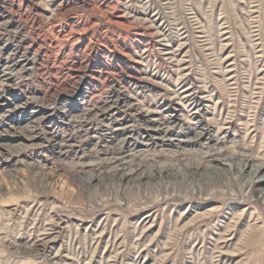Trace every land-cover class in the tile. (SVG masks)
<instances>
[{"label":"rangeland","instance_id":"rangeland-1","mask_svg":"<svg viewBox=\"0 0 264 264\" xmlns=\"http://www.w3.org/2000/svg\"><path fill=\"white\" fill-rule=\"evenodd\" d=\"M182 87L209 133L229 114L223 157L259 145L244 122L264 125V0H0V264H212V239L164 243L178 211L189 221L221 204L161 206V174H142L144 155L175 148L151 136L189 127ZM242 251L221 264H264V250Z\"/></svg>","mask_w":264,"mask_h":264},{"label":"bare ground","instance_id":"bare-ground-1","mask_svg":"<svg viewBox=\"0 0 264 264\" xmlns=\"http://www.w3.org/2000/svg\"><path fill=\"white\" fill-rule=\"evenodd\" d=\"M168 54L170 55L171 53L169 52ZM226 73L227 72H223V76ZM188 75H181L179 80L181 81ZM253 79L251 78V81ZM229 80H232L231 77L226 81ZM258 81L259 80L257 79L255 81L253 80V88L263 89V86H259L261 83ZM190 90V87H182L181 93L183 94V97L180 98V102L184 104L186 114L188 115L186 123L189 124V127L180 128L181 131L178 130L176 132L178 135L177 140L169 139L165 136H151L152 140H160L161 143H169L174 145L175 148L172 150L171 154H167L165 149H161L160 151L162 155H158V157H162L163 159L160 161L152 160L148 162L151 158L150 156L153 155H144L143 159L146 168H144L142 174L146 176L147 172L150 173L149 171H155V173L157 172L158 174H161L159 187L162 192L161 197L157 199V203L161 206L169 200L175 201V203L177 202V205L180 207L186 205L189 207L195 201L196 205L193 206L192 204L189 211L196 208H203L216 202L220 203L221 206L196 213L191 220L197 222L194 224L183 225L182 227H179V221H185L188 216H186L184 212L178 211L180 214L178 222L175 223L174 230L172 231L173 233L166 239L164 245L167 247L171 240L178 237V239H176V245L182 246L183 238L186 237V239H188V244L193 248L201 246L205 249L206 243L208 244V242H200L199 240L201 237L204 241L212 239L211 254L209 255V260L212 264H221L225 262V260H236L241 256L244 248H250L253 250L254 254H259L258 256H261L264 250V203L259 204L258 202L260 200L258 198L264 199V125L258 127L257 124H255V118L254 120H245V138L251 134L252 129L258 128V132L261 131V137L258 136V139L260 140L259 145H257L256 148H253L254 150L245 147V151L243 152L234 151L231 156L228 155V158H226L227 156L223 157L222 152L226 151L228 148L227 146H224V144L228 142V139L226 135H220L226 130L225 129L221 132L224 125L229 122V114L225 113L222 109V120L218 119V121H214L218 127L216 133H209L204 127H200L199 121L196 123L192 121L190 115H194V113L199 114V107L198 104H196L197 97L194 95L195 93ZM233 106L234 105L231 104V107ZM249 108L252 107L249 106ZM214 110L216 111L214 117L217 118L218 102L214 105ZM159 112L160 111H157V113ZM160 113L163 115L162 119L165 122L167 117L164 115V112ZM175 128L176 124L171 127L170 130H175ZM124 129L125 127L121 130L123 131ZM193 129L196 132L194 136L185 139L186 134ZM149 130H154L159 133L163 128H150ZM146 144L149 145L148 143ZM194 144L198 146L196 150H179L180 145L187 147ZM233 146L234 145H231V147ZM140 169V165L135 166L130 169L129 172H125L122 177H130L129 179H131L132 175H134V173L136 174V171ZM164 175H168L169 179L165 180ZM137 176L140 177L141 174L139 173ZM96 177L98 178V175L91 174L88 182L94 180ZM81 186L82 185H80V188ZM257 194L259 195L258 198L254 199ZM247 205L249 208L253 205L257 206L254 207V210L256 211L250 213L247 211L239 212V208ZM178 208L179 207H177V209ZM225 210L230 211V213H227ZM227 214H229V217H225ZM164 217H166V215ZM148 218L149 216L146 219ZM220 218L226 220L223 222L215 221ZM106 219L107 218L104 220ZM191 220L185 222H190ZM103 221H100V225L103 224ZM161 222L162 224L164 223L163 221ZM204 227L206 228L204 229ZM52 230V227L46 228L40 233L41 237L44 235V238L37 239V236L32 242L34 243L46 239V236L51 234ZM190 230L194 231L189 233ZM208 235H211V237H208ZM28 236L29 241L36 237L32 234H29Z\"/></svg>","mask_w":264,"mask_h":264}]
</instances>
